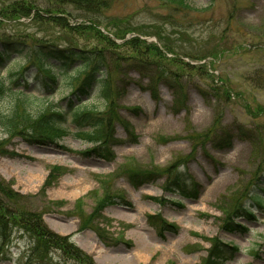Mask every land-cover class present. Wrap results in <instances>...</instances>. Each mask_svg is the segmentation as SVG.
<instances>
[{
    "label": "rangeland",
    "instance_id": "obj_1",
    "mask_svg": "<svg viewBox=\"0 0 264 264\" xmlns=\"http://www.w3.org/2000/svg\"><path fill=\"white\" fill-rule=\"evenodd\" d=\"M108 2L97 28L117 46L85 28L89 21L76 11L60 14L64 19L36 18V11L0 13V36L25 34L98 50L109 61L111 84L123 88L106 143L88 140L69 121L70 132L53 142L12 138L6 149L15 154H0V181L27 195L44 224L68 236L94 264H264V203L251 200L256 192L264 198V0ZM81 22L86 24L80 29ZM125 26L140 32L113 34ZM159 35L176 38L175 53L163 48L165 55L190 65L170 66L183 87L176 98L162 85L153 97L137 68L147 51L125 42L147 37L141 39L162 47ZM216 42L226 51L205 59L208 74L190 71L204 61L191 55L209 53ZM217 77L229 87L228 97L217 91L221 100L209 88ZM34 82L27 91L44 93ZM68 92L62 86L52 97L65 106ZM81 98L74 105L104 107L97 89ZM222 134L230 138L219 139ZM101 149L113 155L103 157ZM54 166L59 169L49 175ZM106 195L110 202L96 212ZM248 205L251 215L244 211ZM26 244L19 232L12 233L0 264H30Z\"/></svg>",
    "mask_w": 264,
    "mask_h": 264
},
{
    "label": "trees",
    "instance_id": "obj_2",
    "mask_svg": "<svg viewBox=\"0 0 264 264\" xmlns=\"http://www.w3.org/2000/svg\"><path fill=\"white\" fill-rule=\"evenodd\" d=\"M3 6L0 13L15 16H28L32 11H36V18H61L74 16L72 11H76L83 20H88L85 28L93 29L99 33L106 41L114 46L115 42L107 35L102 34L97 28L101 24L100 13L109 9V0H2ZM179 2L184 5V0H165V2ZM43 13L45 15L43 16ZM117 18V17H116ZM125 18V17H122ZM86 24L81 22L79 25ZM108 25V24H106ZM136 31L135 27H124L116 29L113 34L123 38L126 33ZM179 35L184 36L187 32L180 31ZM180 36V37H181ZM158 39L162 47L155 42H147L137 36L126 39L135 49H144L147 52L142 57L139 68L141 76L147 78L146 88L152 92L154 98L158 97L159 87L165 86L172 90L175 98L183 94V87L178 78L179 73L172 70L170 66H175L187 70L184 63L178 58H173L164 54L166 52L175 53L174 40L168 35H159ZM226 51L224 46H215L207 54H195L190 58L201 60L208 56L217 58ZM193 66L191 70L201 69L208 74L207 64ZM188 68V67H187ZM209 69H213L211 66ZM5 70V74H3ZM189 71V70H188ZM34 79L35 85H40L44 93L38 94L28 90V82ZM36 85V86H37ZM62 86L69 87V92L65 95L67 103L61 106L53 99V94L59 91ZM216 92V99L221 100V96H229V87L226 86L223 78H216L215 84L209 86ZM221 88V90H220ZM97 89L104 99V107H86L81 104L74 105L73 100L80 101L82 96ZM203 95H208L200 90ZM217 91H220L221 96ZM123 93V88L116 89L111 84V68L107 58L99 55L98 50L85 49L77 46H61L52 40H33L28 35L17 34L16 36H0V130L5 137L0 138V154H15L6 149V145L12 138L18 137L27 143H48L59 138L65 133H69L66 127L67 121L72 122L77 132H82L90 141H100L106 143L111 137L113 129L110 122L113 113L118 107L115 103ZM209 93V92H208ZM247 103L244 104L248 110ZM137 108V107H135ZM264 110V108H263ZM127 128V125L123 123ZM217 127V124H216ZM208 128L205 134L211 130ZM246 137L244 133L241 134ZM200 134L196 135L198 139ZM222 137V138H221ZM219 139L228 140L230 134H222ZM99 142V143H100ZM98 144L92 150L98 151ZM103 149V148H102ZM100 150L99 154L109 158L111 150ZM59 169L54 166L49 175ZM131 175L136 171H131ZM179 186L180 180H177ZM263 187V186H262ZM264 188V187H263ZM15 191L4 180L0 181V255L1 249L7 243L14 232H19L27 239L26 261L30 264H66L67 260H73L77 264H94L92 259L76 245L66 235H60L50 230L42 220V211L32 209L29 205V198ZM252 200L259 206L264 203V198L256 192L252 195ZM110 202L108 195L98 201L95 210H101L106 203ZM253 208L245 207V213L250 215ZM28 251V252H27Z\"/></svg>",
    "mask_w": 264,
    "mask_h": 264
}]
</instances>
